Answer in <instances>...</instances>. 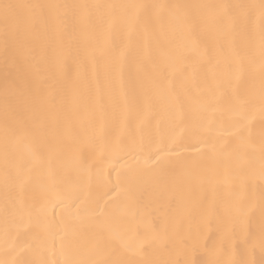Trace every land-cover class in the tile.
<instances>
[{
    "label": "snow or ice",
    "instance_id": "snow-or-ice-1",
    "mask_svg": "<svg viewBox=\"0 0 264 264\" xmlns=\"http://www.w3.org/2000/svg\"><path fill=\"white\" fill-rule=\"evenodd\" d=\"M94 14L106 26L101 54L110 47L115 22L125 37L139 36L133 58L137 79H126L130 41L125 39L107 56L102 77L94 73L91 80H66L69 57L78 58L82 49L96 64V54L84 49ZM197 26L210 31L216 55L227 50L230 77L218 95L209 99L197 91L185 104L167 82L170 69L187 58L183 38ZM0 61L3 183L14 193L5 194L0 264H198L187 258L197 240L185 230L181 215L192 209L198 196L203 216L222 209L238 226V232L226 231L221 237L222 245L227 240L225 253L238 258L203 264H264V139L258 170L240 167L256 151L249 125L257 112L264 121V0L213 4L0 0ZM145 65L151 69L147 77L142 76ZM246 65L258 68V86L251 81L246 89L240 87ZM117 96L122 106L109 123L105 98ZM137 100L133 114L129 104ZM209 109L226 116L214 126L212 142L203 134L208 130L203 114ZM153 110L163 113V127L145 132L144 114ZM53 140L56 145L71 142L69 165L87 179L65 184L53 177V166L59 163ZM80 144L99 154L96 189L92 165L79 154ZM38 155L46 163L48 179L40 184L39 197L30 201L25 190L33 179L31 160ZM105 168L115 172V180ZM242 172L248 179L241 182V193L259 179L258 200L241 194L217 200L220 177ZM156 205L174 209L163 229L137 231L135 246L129 244L128 234L138 230L148 209ZM56 208L67 210L68 217L49 214ZM150 237L166 243L153 250L151 244L145 246ZM232 241L237 242L235 247ZM207 251L215 254L216 246Z\"/></svg>",
    "mask_w": 264,
    "mask_h": 264
},
{
    "label": "bare ground",
    "instance_id": "bare-ground-1",
    "mask_svg": "<svg viewBox=\"0 0 264 264\" xmlns=\"http://www.w3.org/2000/svg\"><path fill=\"white\" fill-rule=\"evenodd\" d=\"M14 3H27V2H58V3H88V4H104V3H200V4H213V3H238V2H258V0H11ZM103 24L100 17L94 14L88 21L86 42L84 49L96 54L95 66L90 63L86 57L85 51L82 49L79 57H69L67 61V76L68 83L75 81L77 78H88L91 80L93 74H97L102 77L103 65L108 55L112 51L119 48L122 41L127 39L130 41L129 49V61L126 71V79H137V70L133 58L136 55V47L140 41V38L136 34H132L130 37H125L122 32L119 23L115 22L111 28L110 35V47L105 48L103 54L100 53L99 48L104 44L105 35ZM78 34V33H77ZM155 56L157 53V46L153 43L150 45ZM216 44L213 40L209 30L201 29L199 26L195 27L190 33L186 34L182 40V50L186 53V59L178 60L175 65L170 69V76L167 82L175 97L181 103H187L189 94L201 92L206 98H211L214 95H218L224 91L229 77L230 68L227 62V50L222 55L215 54ZM207 50V55H203ZM51 56V53H48ZM150 66L145 65L142 76L147 77L150 72ZM251 81H255L256 85L259 84V71L258 68H250L245 66V71L240 79V87L246 89ZM4 74L3 65L0 61V92L3 89ZM65 94L68 89L65 87ZM139 95V89H137V96ZM105 104L107 105V121L111 123L117 112L118 107L122 106V101L117 96L113 99L105 98ZM130 110L133 114L138 108V100L131 101L129 104ZM208 124V130L203 134L209 142H212L216 138V133L213 131L214 126H218L226 120V116L220 112H212L210 109L203 114ZM164 115L159 110L146 111L144 114L143 130L145 132L153 131L157 126L163 127ZM249 133L252 144L255 146V153L252 156L246 158V162L241 163L242 169H247L249 165H252L258 170L257 161L259 159V148L262 139H264V121L261 120L259 112L256 113L255 119L249 125ZM3 134H2V110H0V232H2L3 219H4V200L6 191L9 195L14 194L11 188L6 189L3 183L4 172V160H3ZM53 146L57 150L59 163L53 166V177L65 184H76L81 179H87V175L83 173H77L69 165L73 154V145L71 142L56 145L55 141H52ZM79 154L81 158L87 159L88 163L92 165L93 181L92 187L97 188L95 181V171L99 166V154L91 149L87 144L78 145ZM25 157L27 158L26 154ZM211 163V161H209ZM32 176L33 179L26 186L25 197L32 200L33 197H39L40 184L48 179L47 166L41 155H38L35 159L31 160ZM111 172L110 169L105 168V173ZM111 178L115 180V172H111ZM248 177L244 172L240 176L227 175L220 177V184L217 189L216 199L221 198H233L237 194H241L244 199L248 196L254 195L257 200L260 192V181L257 179L254 184H248L246 190L241 193L240 184L242 181H247ZM118 199V197H114ZM200 197H197L192 209L184 213L181 211L183 217V226L185 230L191 231L196 236V246L194 249H190L187 258L203 264L205 261L210 260H224L235 259L236 256H228L224 247L225 244H221V237L227 231L229 233L238 232V226L234 221L229 222L227 217L224 216L222 209H217L211 212L206 217L202 215L200 204ZM111 203V201H109ZM173 208H169L166 205H156L148 209L145 215V219L140 223L138 230H134L126 237L127 242L135 246L137 242V231L143 233L148 230L160 231L163 229L166 219L172 215ZM54 214L59 219L61 216L68 217V211H62L61 208L49 209V214ZM258 222V210L256 212V218L253 221ZM166 241L152 240L149 238L145 244L147 247L151 244L152 249L156 250L163 247ZM236 241H232V246H236ZM216 246L215 254H209L208 249H212ZM4 258L3 248L0 246V259ZM58 258V257H54ZM101 259L109 258L107 256L99 257ZM184 258V257H181ZM256 259H260L259 251L257 250Z\"/></svg>",
    "mask_w": 264,
    "mask_h": 264
}]
</instances>
